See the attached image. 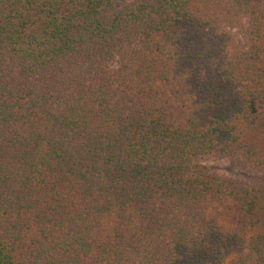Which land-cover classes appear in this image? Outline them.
<instances>
[{
  "label": "trees",
  "instance_id": "16d2710c",
  "mask_svg": "<svg viewBox=\"0 0 264 264\" xmlns=\"http://www.w3.org/2000/svg\"><path fill=\"white\" fill-rule=\"evenodd\" d=\"M0 264H264V0H0Z\"/></svg>",
  "mask_w": 264,
  "mask_h": 264
},
{
  "label": "rangeland",
  "instance_id": "374dc122",
  "mask_svg": "<svg viewBox=\"0 0 264 264\" xmlns=\"http://www.w3.org/2000/svg\"><path fill=\"white\" fill-rule=\"evenodd\" d=\"M207 165L226 177L234 178L240 181H250L257 176L254 173L236 167L228 160H215L209 162Z\"/></svg>",
  "mask_w": 264,
  "mask_h": 264
},
{
  "label": "clouds",
  "instance_id": "9594fccd",
  "mask_svg": "<svg viewBox=\"0 0 264 264\" xmlns=\"http://www.w3.org/2000/svg\"><path fill=\"white\" fill-rule=\"evenodd\" d=\"M216 33H217V35H219V34H220V30L217 29V30H216ZM201 75H202V77L206 78V76H207V72L203 70L202 73H201Z\"/></svg>",
  "mask_w": 264,
  "mask_h": 264
}]
</instances>
